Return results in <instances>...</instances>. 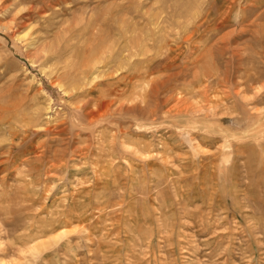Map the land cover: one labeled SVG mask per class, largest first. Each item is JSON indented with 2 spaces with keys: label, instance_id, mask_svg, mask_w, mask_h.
Segmentation results:
<instances>
[{
  "label": "rangeland",
  "instance_id": "1",
  "mask_svg": "<svg viewBox=\"0 0 264 264\" xmlns=\"http://www.w3.org/2000/svg\"><path fill=\"white\" fill-rule=\"evenodd\" d=\"M0 264H264V0H0Z\"/></svg>",
  "mask_w": 264,
  "mask_h": 264
}]
</instances>
